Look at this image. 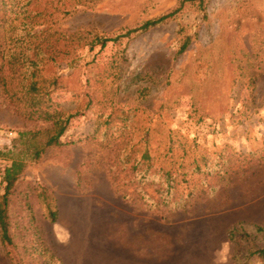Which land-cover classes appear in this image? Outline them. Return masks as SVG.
<instances>
[{
    "label": "rangeland",
    "instance_id": "1",
    "mask_svg": "<svg viewBox=\"0 0 264 264\" xmlns=\"http://www.w3.org/2000/svg\"><path fill=\"white\" fill-rule=\"evenodd\" d=\"M14 1L0 24V77L10 50L39 46L43 74L62 85L55 103L84 116L64 145L35 159L34 143L53 125L22 117L0 86V126L16 136L11 151L0 146V195L4 167L24 161L0 264H107L123 250L119 226L147 210L157 251L172 239L174 248L218 249L222 264H264L244 261L264 248V0ZM176 10L131 39L90 48ZM26 30L39 34L16 42ZM112 115L108 142L94 138L99 118Z\"/></svg>",
    "mask_w": 264,
    "mask_h": 264
},
{
    "label": "trees",
    "instance_id": "2",
    "mask_svg": "<svg viewBox=\"0 0 264 264\" xmlns=\"http://www.w3.org/2000/svg\"><path fill=\"white\" fill-rule=\"evenodd\" d=\"M186 2H199L200 5H203L204 0H183L182 5ZM17 6L18 4H16L14 0H11L10 2L0 0V24L6 21L9 17H12ZM178 11L179 10H176L175 12L157 19L149 20L143 23L140 27L127 31L122 36L97 39L90 44V48L93 49L96 45L105 47L108 43H117L123 38L131 39L140 32H146L164 24L174 17ZM38 34L39 33L37 32H32V30L30 32L26 30V34L17 37L15 41L23 44L25 37L32 39ZM188 46L189 39H187L181 46L180 53L185 52ZM25 49L26 51H19L16 47L15 49L10 50L5 57V62L1 69L0 86L9 99L10 104L16 107L17 112L22 117H25L28 120L52 123L55 133L47 138L45 142L34 143V147L38 148H34L35 150L32 153L35 159H39L47 148L64 145L65 142H63L62 138L67 132L69 125L84 115L68 113L61 108L59 103H55L54 96L58 93L60 87H62L60 78L47 77L43 74L42 65L46 54L42 48L35 46L27 47ZM91 105L92 101L90 100L86 107L87 111L91 110ZM126 118L129 120L132 116L126 114ZM112 120L113 115L106 119L99 118L93 137H101L100 140H102V142H108V131L113 128ZM11 149L12 148L8 150L11 151ZM150 159L151 157H149L147 153L143 155L144 161L147 160V162H150ZM23 170L24 161L21 158L4 167L6 189L4 194L0 195V234L2 241L8 244L12 243L10 235V218L8 213L10 197ZM57 216L58 214L56 211H50V217L53 221L56 220ZM242 229H244V226L240 224L229 230L230 241L237 242L242 235ZM257 231L263 232L264 229L257 228ZM249 254L250 255L244 261L249 260L252 255L264 259V248L255 249L254 251L249 252ZM235 260L238 261V258L235 257Z\"/></svg>",
    "mask_w": 264,
    "mask_h": 264
},
{
    "label": "crops",
    "instance_id": "3",
    "mask_svg": "<svg viewBox=\"0 0 264 264\" xmlns=\"http://www.w3.org/2000/svg\"><path fill=\"white\" fill-rule=\"evenodd\" d=\"M144 214L140 219L135 218L131 223L125 221L119 226V232L124 234L123 250L107 264H222L218 249L202 254L190 250L187 242L177 243L174 248L172 239L167 251H157L154 242L159 231L154 222L156 217H152L156 215L149 210Z\"/></svg>",
    "mask_w": 264,
    "mask_h": 264
},
{
    "label": "built area",
    "instance_id": "4",
    "mask_svg": "<svg viewBox=\"0 0 264 264\" xmlns=\"http://www.w3.org/2000/svg\"><path fill=\"white\" fill-rule=\"evenodd\" d=\"M15 133L0 126V146H5L7 149L12 147L11 143L15 139Z\"/></svg>",
    "mask_w": 264,
    "mask_h": 264
}]
</instances>
